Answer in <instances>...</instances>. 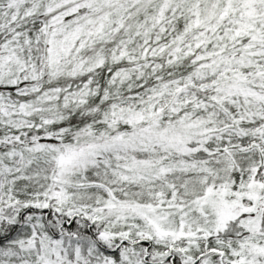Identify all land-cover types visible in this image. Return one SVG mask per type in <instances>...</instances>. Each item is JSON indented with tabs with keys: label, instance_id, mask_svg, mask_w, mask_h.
I'll use <instances>...</instances> for the list:
<instances>
[{
	"label": "snow or ice",
	"instance_id": "snow-or-ice-1",
	"mask_svg": "<svg viewBox=\"0 0 264 264\" xmlns=\"http://www.w3.org/2000/svg\"><path fill=\"white\" fill-rule=\"evenodd\" d=\"M0 264H264V0H0Z\"/></svg>",
	"mask_w": 264,
	"mask_h": 264
}]
</instances>
